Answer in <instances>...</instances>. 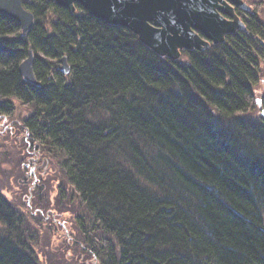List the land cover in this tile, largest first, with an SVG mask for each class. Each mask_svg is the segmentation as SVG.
Masks as SVG:
<instances>
[{"label": "trees", "instance_id": "16d2710c", "mask_svg": "<svg viewBox=\"0 0 264 264\" xmlns=\"http://www.w3.org/2000/svg\"><path fill=\"white\" fill-rule=\"evenodd\" d=\"M246 1V31L185 60L79 4L25 2L27 33L0 13V121L36 159L27 176L13 160L24 198L0 190V264H41L65 212L75 233L56 247L86 264H264V0ZM30 50L39 86L19 72Z\"/></svg>", "mask_w": 264, "mask_h": 264}, {"label": "water", "instance_id": "95a60500", "mask_svg": "<svg viewBox=\"0 0 264 264\" xmlns=\"http://www.w3.org/2000/svg\"><path fill=\"white\" fill-rule=\"evenodd\" d=\"M29 0H0V13L15 19L23 33L34 25V14L24 3ZM75 13L77 4L90 15L109 24L122 26L160 56L178 60L182 50H205L223 43L226 36L246 30V24L235 13V7L250 11L244 0H47ZM229 1V2H228ZM222 13L232 17L227 19ZM201 33L204 37H202ZM60 70L70 72L67 57ZM21 76L40 85L34 72V53L19 65Z\"/></svg>", "mask_w": 264, "mask_h": 264}, {"label": "rangeland", "instance_id": "374dc122", "mask_svg": "<svg viewBox=\"0 0 264 264\" xmlns=\"http://www.w3.org/2000/svg\"><path fill=\"white\" fill-rule=\"evenodd\" d=\"M251 6L252 8L255 7L253 5ZM180 59L185 60L184 54H182ZM256 91L258 93L257 97L262 98L264 101V73L258 82ZM24 115L25 109L23 107H18L13 117L20 118ZM33 153V149L29 145L26 146L24 144L22 132H18L17 128H14L8 122L0 121V190L11 201H15V199L18 198L19 193H21L22 190L19 183H23V178L20 175L21 173L14 168L15 166L13 165V160L20 155H25V161L30 163L31 167H33L28 169L25 175L27 176L34 174L36 172V159H34L32 155ZM32 176L34 177L35 175ZM33 181H35L34 183L39 182V180ZM21 197L24 198L22 193ZM32 198V195L29 194L27 198L28 205L31 204ZM23 209H26L25 205L23 206ZM53 217L56 227L54 229L55 233L52 235L51 240L47 236H44L40 240L39 244L37 243L39 245L37 248L41 249V264H86L84 263L83 255H80L78 258L75 256L73 257V252L69 249L68 244L65 245L64 248L59 249L56 247V245L59 246L61 243H63L64 240L66 241L69 239L71 237L70 235L73 234V232L75 233V228H72L73 223L68 220V213H63L61 217L59 215L58 217ZM40 231L41 233L45 234V227L41 228ZM94 263L95 262L92 259H88L87 264Z\"/></svg>", "mask_w": 264, "mask_h": 264}, {"label": "bare ground", "instance_id": "6f19581e", "mask_svg": "<svg viewBox=\"0 0 264 264\" xmlns=\"http://www.w3.org/2000/svg\"><path fill=\"white\" fill-rule=\"evenodd\" d=\"M229 2V1H228ZM232 6H234L236 9L238 8V9H240V10H243L242 8H240V7H237V6H235V5H233L232 4V2H229ZM247 4H248V2H247ZM236 11V10H235ZM229 16V15H228ZM227 19H232V17L231 16H229V17H227ZM125 28V27H124ZM257 39H258V41L260 42V43H264V39H262V38H259V36H257L256 37ZM30 51H32V50H30ZM33 52V51H32ZM34 53V52H33ZM182 57V53H181V55H180V58ZM63 58V57H62ZM22 63V62H21ZM20 63V64H21ZM60 70V69H59ZM61 71V70H60ZM62 72V71H61ZM63 73V72H62ZM65 74V73H64ZM68 74V73H67ZM37 81L39 82V84L41 85V82H40V80H38V78H37ZM39 86V85H38ZM263 110H264V108H263ZM262 224H263V226H264V216H263V219H262Z\"/></svg>", "mask_w": 264, "mask_h": 264}, {"label": "flooded vegetation", "instance_id": "af4514ba", "mask_svg": "<svg viewBox=\"0 0 264 264\" xmlns=\"http://www.w3.org/2000/svg\"><path fill=\"white\" fill-rule=\"evenodd\" d=\"M236 11V13L240 16V18L244 21V22H246V20L250 17V15H249V13L251 12V11H246V10H240V9H235ZM227 17H229L228 15H226Z\"/></svg>", "mask_w": 264, "mask_h": 264}]
</instances>
